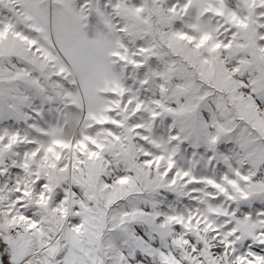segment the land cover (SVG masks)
<instances>
[{
	"label": "snow or ice",
	"instance_id": "1",
	"mask_svg": "<svg viewBox=\"0 0 264 264\" xmlns=\"http://www.w3.org/2000/svg\"><path fill=\"white\" fill-rule=\"evenodd\" d=\"M0 264H264V0H0Z\"/></svg>",
	"mask_w": 264,
	"mask_h": 264
}]
</instances>
